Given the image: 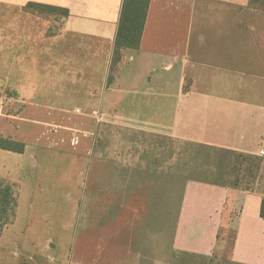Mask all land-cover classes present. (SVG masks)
<instances>
[{
  "label": "crops",
  "instance_id": "0c3cea01",
  "mask_svg": "<svg viewBox=\"0 0 264 264\" xmlns=\"http://www.w3.org/2000/svg\"><path fill=\"white\" fill-rule=\"evenodd\" d=\"M122 3L0 0V137L24 143L0 148L17 200L0 264H206L226 246L232 264H264L258 190L167 174L180 193L159 241L131 173L126 204L84 206L102 123L250 154L264 142V10L149 0L138 47L113 67Z\"/></svg>",
  "mask_w": 264,
  "mask_h": 264
},
{
  "label": "rangeland",
  "instance_id": "374dc122",
  "mask_svg": "<svg viewBox=\"0 0 264 264\" xmlns=\"http://www.w3.org/2000/svg\"><path fill=\"white\" fill-rule=\"evenodd\" d=\"M119 137H122V140H119ZM212 151L216 155V151L208 145L188 140L176 142L170 138L134 132L130 134L128 130L123 132L122 129L113 124L102 123L94 135L95 157L96 159L99 157L101 160L94 161V165L91 167L83 204L93 209L88 211L89 215L93 217L96 215L94 213L96 207L118 205L122 200H124L123 204H126L128 202L127 197L123 196L128 194L129 184L127 180L131 173L133 179L131 187H135L137 191V205L156 207L153 210L156 213L152 214L150 229L152 230V238L159 241L160 218L162 217L163 222H166V218L169 217L170 233L172 228V211L170 208L174 209L172 207L177 204L176 195L180 193H178L180 181L178 185L175 179L172 186L167 187L165 176L167 174L182 175V166L185 162L190 163L205 159V156H211L206 154H212ZM253 155L257 156V154ZM119 156L124 159L119 161ZM130 157L132 161H130ZM137 157L145 158L146 161H137ZM262 159L259 167L253 168L252 174L246 172L245 165L241 170H233L230 165L225 168L224 174H221L219 179L225 183H234L238 179L241 186L264 193V158ZM150 170L153 177L148 172ZM151 181L153 182L151 183ZM113 190L117 191L115 195ZM149 217L148 214V220ZM148 227L149 225H147ZM228 250L229 247L226 246L222 258L211 263L206 262V264H232L228 261ZM187 261L184 264H190Z\"/></svg>",
  "mask_w": 264,
  "mask_h": 264
},
{
  "label": "trees",
  "instance_id": "16d2710c",
  "mask_svg": "<svg viewBox=\"0 0 264 264\" xmlns=\"http://www.w3.org/2000/svg\"><path fill=\"white\" fill-rule=\"evenodd\" d=\"M148 2L149 0H123L115 38L112 59L113 67H115L120 59L121 48L138 47L146 17ZM249 5L264 10V0H249ZM0 148L21 152L24 149V143L12 138L0 137ZM211 148L216 151V155L214 151H212V154H206L211 156H205V159H199V161H193L190 163L185 162V164H183L182 167L185 176L196 177L200 175L201 177H206L210 175V177H214V183L226 184L236 188L249 190L247 187L241 186L238 179H236L234 183H225L219 178H221V174H224L225 168L230 165L233 170H241L243 165H245L246 172L252 174L253 168H258L263 159L249 153L215 147ZM16 203L15 184L0 179V235L2 234L4 227L14 220ZM260 216L264 217V198L261 201Z\"/></svg>",
  "mask_w": 264,
  "mask_h": 264
},
{
  "label": "built area",
  "instance_id": "2783aa9c",
  "mask_svg": "<svg viewBox=\"0 0 264 264\" xmlns=\"http://www.w3.org/2000/svg\"><path fill=\"white\" fill-rule=\"evenodd\" d=\"M257 156L264 158V142L260 145V148L257 151Z\"/></svg>",
  "mask_w": 264,
  "mask_h": 264
}]
</instances>
